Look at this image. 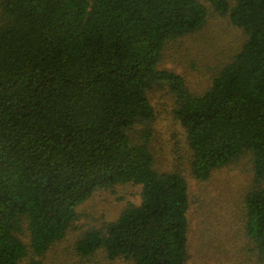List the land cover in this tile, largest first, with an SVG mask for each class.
<instances>
[{"label":"trees","instance_id":"trees-1","mask_svg":"<svg viewBox=\"0 0 264 264\" xmlns=\"http://www.w3.org/2000/svg\"><path fill=\"white\" fill-rule=\"evenodd\" d=\"M211 13L246 39L194 93L158 65ZM155 86L173 96L191 176L249 157L245 233L264 258V0H0V264H43L79 206L117 184L140 201L80 232L76 252L186 264L188 185L154 166Z\"/></svg>","mask_w":264,"mask_h":264},{"label":"rangeland","instance_id":"rangeland-1","mask_svg":"<svg viewBox=\"0 0 264 264\" xmlns=\"http://www.w3.org/2000/svg\"><path fill=\"white\" fill-rule=\"evenodd\" d=\"M243 30L226 16L211 13L195 32L168 42L158 65L181 75L189 90L202 93L213 74L240 50ZM155 118L150 147L158 171H180L189 193L186 264H264L256 244L245 233L244 198L252 180L251 163L243 156L215 169L207 180L195 179L189 170L184 131L173 114V96L165 87L148 92ZM264 186V180H263ZM140 185L117 184L94 192L78 210L67 235L41 258L43 264H132L110 258L103 249L89 256L75 250L80 232L102 227L129 203L140 201ZM25 241L26 233L22 234ZM30 257L19 264H27Z\"/></svg>","mask_w":264,"mask_h":264}]
</instances>
